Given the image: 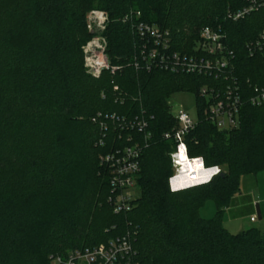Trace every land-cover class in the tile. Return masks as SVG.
I'll return each instance as SVG.
<instances>
[{"label":"trees","instance_id":"1","mask_svg":"<svg viewBox=\"0 0 264 264\" xmlns=\"http://www.w3.org/2000/svg\"><path fill=\"white\" fill-rule=\"evenodd\" d=\"M242 6V0H0V264H51L52 256L126 235L131 264H264V233L251 228L233 235L222 225L226 210L233 218L235 211L251 216L247 202L232 205L241 177L264 170V106H245L239 127L228 131L200 115L186 135L188 155L222 173L171 192L176 144L164 135L178 124L168 100L194 93L199 110L200 90L221 82L137 70L134 36L121 22L139 11L144 22L169 33L173 52L186 54L203 28H220L242 85L264 84V52L247 53L264 30V8L239 22L226 20ZM93 9L109 15L107 56L118 67L99 78L87 73L83 56ZM98 114L149 120L152 138L137 176L141 196L129 212L114 213L110 170L101 158L140 134L111 123L102 131L93 122ZM209 201L216 213L205 219L199 210Z\"/></svg>","mask_w":264,"mask_h":264},{"label":"built area","instance_id":"2","mask_svg":"<svg viewBox=\"0 0 264 264\" xmlns=\"http://www.w3.org/2000/svg\"><path fill=\"white\" fill-rule=\"evenodd\" d=\"M243 6L226 15V20L239 22L264 8V0H242ZM121 22L128 25L134 36L136 54L133 66L137 70H160L173 74H191L204 76L220 81V86L205 87L200 90L199 97L203 99V106L199 109L201 117L210 122L219 131H228L238 128L241 113L245 106L259 108L264 106V84L242 85L237 75L236 55L227 43L228 35L220 28L205 27L201 30L199 40L192 54L178 53L171 50V39L168 32L162 31L156 25L144 22L139 11H131L125 15ZM109 24V15L102 10L93 9L86 15V29L91 38L83 47L84 67L89 75L99 78L104 71L115 74L118 67L112 66L107 56L108 42L104 32ZM264 52V30L247 44V53L250 57ZM171 111L176 104L172 98L168 102ZM173 114V112H172ZM178 127L171 133L164 135L165 139H172L176 144L175 151L171 154L174 176L169 180L171 192H177L189 187L175 188L183 182L177 181L182 163V156L190 162H201L202 169L209 172L218 169L211 178L222 173L221 167L207 168L202 158L191 159L188 155L186 135L195 127L188 113L178 107V113L173 114ZM93 122L98 124L102 131H106L110 123L121 129L136 130L140 140L131 146L117 150L101 158L102 164L109 167L110 187L114 213H125L131 210V189L137 186V176L140 173L141 157L148 141L152 138L149 129V120L144 114L132 119H121L116 115L98 114ZM106 137L105 134L103 136ZM130 140V139H129ZM103 144V138L100 139ZM191 179H194L192 172ZM257 221V216L251 218ZM133 257L130 236H122L107 245H100L85 250H74L63 255L51 257V264H131Z\"/></svg>","mask_w":264,"mask_h":264},{"label":"rangeland","instance_id":"3","mask_svg":"<svg viewBox=\"0 0 264 264\" xmlns=\"http://www.w3.org/2000/svg\"><path fill=\"white\" fill-rule=\"evenodd\" d=\"M169 101V100H168ZM167 101V102H168ZM172 101L176 104V107L172 109L173 114L178 113V107H182L189 115L193 122H198L200 119L199 110L197 107V99L194 93L180 92L174 94ZM240 191L244 194L248 193L254 200V212L257 215L256 205L259 206L261 213V220L251 222L250 218H243L237 220H231L225 211L222 217L223 227L231 234L236 235L241 231L251 228L258 229L261 233H264V170L254 174L243 175L240 179ZM132 196L135 199L140 198L141 191L138 186L131 189ZM216 213V206L214 202L209 201L203 207L200 208V217L209 219Z\"/></svg>","mask_w":264,"mask_h":264},{"label":"bare ground","instance_id":"4","mask_svg":"<svg viewBox=\"0 0 264 264\" xmlns=\"http://www.w3.org/2000/svg\"><path fill=\"white\" fill-rule=\"evenodd\" d=\"M182 163V168L180 170L179 177L174 180V183L177 181H182L186 187L195 185L197 183L201 182H207L208 180H202V177L205 176L208 172L203 171L201 162H190L187 160V157L185 158L182 156V159L180 160ZM194 173V179H191V174Z\"/></svg>","mask_w":264,"mask_h":264},{"label":"crops","instance_id":"5","mask_svg":"<svg viewBox=\"0 0 264 264\" xmlns=\"http://www.w3.org/2000/svg\"><path fill=\"white\" fill-rule=\"evenodd\" d=\"M244 197L247 198V201H244ZM244 202H247L248 205H249L248 210L250 211V214H251V216H250L249 218H250V220H251V218H252L253 216H255L256 214H255V212H254V200H253V198H252V196H251L250 194H248V193L244 194V193H242V192L240 191V193H239V194L235 197V199H234V202H233L232 208L238 209L239 207H241V206L244 205ZM257 206H258V205H256V207H257ZM226 212H227V214H228V216H229V218H230L231 220L243 219V218H247V217H248V216H246V217H241V216H242L241 212H240V211H235V212H233V215H234L235 218H233L227 210H226ZM256 216H257V215H256ZM257 220H259V219H258V216H257ZM251 222H252V221H251ZM255 222H256V221H255ZM253 223H254V222H253Z\"/></svg>","mask_w":264,"mask_h":264},{"label":"clouds","instance_id":"6","mask_svg":"<svg viewBox=\"0 0 264 264\" xmlns=\"http://www.w3.org/2000/svg\"><path fill=\"white\" fill-rule=\"evenodd\" d=\"M215 171H218V169H213L211 171H209L205 176L202 177V180H208L211 178V175L214 174ZM185 185L184 184H178V185H175V188H181V187H184Z\"/></svg>","mask_w":264,"mask_h":264},{"label":"water","instance_id":"7","mask_svg":"<svg viewBox=\"0 0 264 264\" xmlns=\"http://www.w3.org/2000/svg\"><path fill=\"white\" fill-rule=\"evenodd\" d=\"M257 209V216H258V219L261 220V213H260V210H259V206L256 207Z\"/></svg>","mask_w":264,"mask_h":264}]
</instances>
